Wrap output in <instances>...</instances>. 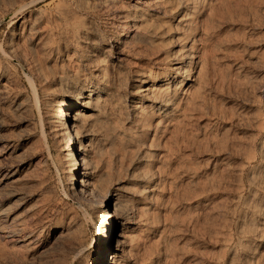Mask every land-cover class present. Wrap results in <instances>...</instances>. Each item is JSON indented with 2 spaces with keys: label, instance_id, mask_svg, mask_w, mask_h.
<instances>
[{
  "label": "rangeland",
  "instance_id": "1",
  "mask_svg": "<svg viewBox=\"0 0 264 264\" xmlns=\"http://www.w3.org/2000/svg\"><path fill=\"white\" fill-rule=\"evenodd\" d=\"M71 100L80 178L111 205L69 188ZM98 250L264 264V0H0V264Z\"/></svg>",
  "mask_w": 264,
  "mask_h": 264
},
{
  "label": "bare ground",
  "instance_id": "2",
  "mask_svg": "<svg viewBox=\"0 0 264 264\" xmlns=\"http://www.w3.org/2000/svg\"><path fill=\"white\" fill-rule=\"evenodd\" d=\"M87 97H89V96H87ZM75 106H76L75 101L71 100L69 102L64 103L60 107V109L58 110V125L60 126V129L62 130V134L64 135V138L66 140V147H65L66 154L65 155H66L70 165H72L69 169V175H68V177H69V188L74 194H76L78 197H80L82 200H84L86 203H88L90 205L95 204V202L100 204V205L101 204L111 205L114 203V200H115L114 199L115 197L113 196V193H111V191H107L104 195H102L97 191L96 183L91 182V185H92V187H91L89 185L91 180L86 183L84 179L80 178L79 172H80L81 168H79V165L81 164L80 163V161H81L80 155H81L82 151L78 149L79 147L77 146V138H76L77 136L75 135L73 124H71V121L69 120V117H68L69 112L71 113V112L77 110L75 108ZM85 106L87 107V105H85ZM84 162H85V160H84ZM91 200H93L94 202H92ZM101 206H103V205H101ZM104 212L107 213V214L105 213L106 214L105 216L107 218H110L108 225L106 227V230H105L106 231L105 241H106V243H109V239L107 237L110 235V232L115 227L114 223H117L119 216H118V213L116 211V208L113 210V212L107 211V209H105ZM113 256H116V251H114ZM97 263L98 264H106L105 263V257L103 256L102 252L99 250L97 251V254L95 255V259H94V264H97Z\"/></svg>",
  "mask_w": 264,
  "mask_h": 264
}]
</instances>
